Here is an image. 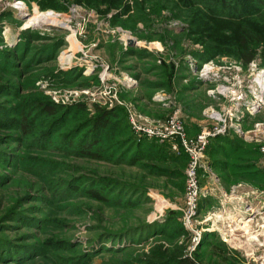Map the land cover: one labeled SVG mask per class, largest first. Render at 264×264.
Returning <instances> with one entry per match:
<instances>
[{
	"label": "rangeland",
	"instance_id": "1",
	"mask_svg": "<svg viewBox=\"0 0 264 264\" xmlns=\"http://www.w3.org/2000/svg\"><path fill=\"white\" fill-rule=\"evenodd\" d=\"M19 1L0 0V264H264V0ZM39 11L58 20L27 26ZM174 115L209 136L194 206L181 140L133 125Z\"/></svg>",
	"mask_w": 264,
	"mask_h": 264
},
{
	"label": "built area",
	"instance_id": "2",
	"mask_svg": "<svg viewBox=\"0 0 264 264\" xmlns=\"http://www.w3.org/2000/svg\"><path fill=\"white\" fill-rule=\"evenodd\" d=\"M133 125L136 128V131H141L144 133L143 137L151 138H169L173 140L180 139L184 147L188 151L191 157V162L187 170V184H188V202L191 206L195 205L197 198L199 183L197 178V166L199 164L198 158L202 153V150L205 148L206 144L209 141V136L207 133H202L198 137H187L185 126L183 121H180L179 118L174 115L167 118L164 121H157L154 125L155 127L144 128L141 125H137L133 119ZM220 132L221 130L218 129ZM139 133V132H138ZM146 134V135H145ZM159 138V139H161ZM178 144L175 143V146Z\"/></svg>",
	"mask_w": 264,
	"mask_h": 264
},
{
	"label": "trees",
	"instance_id": "3",
	"mask_svg": "<svg viewBox=\"0 0 264 264\" xmlns=\"http://www.w3.org/2000/svg\"><path fill=\"white\" fill-rule=\"evenodd\" d=\"M247 61H250L253 56L248 55ZM47 108L50 109V106H47ZM98 115L93 116L90 119L91 124V132L89 135H87V138L80 141L79 150L82 152V155L85 157H90L93 159L99 158L101 155L98 152V150H101V144L103 139H107L109 135L111 134V131L115 129V127H111V121L114 117V110L106 108H100L97 109ZM141 146L147 147V149H154L156 148L157 142L150 141V139H143L140 141ZM146 149V148H144ZM149 149V150H150ZM140 154V151H137L133 160V164H135L139 158L138 156ZM224 245V244H223ZM215 252H217V255L221 257V259L224 261L225 264H237L238 260L237 258H231V257H237L235 255V252H233L231 249H227L226 247L218 248L215 247ZM154 257H160L162 259H165V257H170L165 251L156 250L153 252ZM176 257V256H174ZM173 258L172 260H174ZM177 260V259H176ZM163 264H167L166 259L161 261Z\"/></svg>",
	"mask_w": 264,
	"mask_h": 264
},
{
	"label": "bare ground",
	"instance_id": "4",
	"mask_svg": "<svg viewBox=\"0 0 264 264\" xmlns=\"http://www.w3.org/2000/svg\"><path fill=\"white\" fill-rule=\"evenodd\" d=\"M16 4H19V8H24V4L22 1L16 0ZM57 16L56 13L53 11H47V12H36L33 16H31L27 21L26 25L27 26H37L42 23L46 22H51V21H57ZM68 61L71 59L70 56L66 58ZM258 82H259V89L261 90V93L263 94L264 97V76L258 77ZM249 226V225H248Z\"/></svg>",
	"mask_w": 264,
	"mask_h": 264
}]
</instances>
